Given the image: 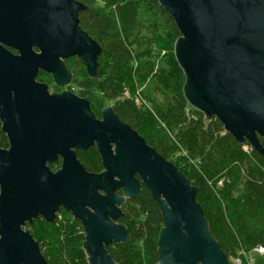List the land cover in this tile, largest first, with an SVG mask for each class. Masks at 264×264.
I'll list each match as a JSON object with an SVG mask.
<instances>
[{"label":"water","instance_id":"water-1","mask_svg":"<svg viewBox=\"0 0 264 264\" xmlns=\"http://www.w3.org/2000/svg\"><path fill=\"white\" fill-rule=\"evenodd\" d=\"M158 1L181 32L174 55L188 104L264 154V0ZM81 8L76 0H0V120L9 140L0 149V264H46L23 227L38 217L54 221L61 205L82 223L89 264H117L107 248L127 239L114 220L117 204L142 192L136 174L162 214L156 264H229L195 189L172 163L111 107L98 120L86 100L50 93L36 80L42 71L66 84L72 74L64 60L73 56L95 75L100 49L79 28ZM92 145L100 173L87 172L71 150ZM58 157L63 164L51 171ZM116 187L123 195L114 194Z\"/></svg>","mask_w":264,"mask_h":264},{"label":"trees","instance_id":"trees-1","mask_svg":"<svg viewBox=\"0 0 264 264\" xmlns=\"http://www.w3.org/2000/svg\"><path fill=\"white\" fill-rule=\"evenodd\" d=\"M76 1L82 6L79 28L100 49L94 76L77 56L66 60L67 67L71 61L81 67L80 98L89 103L96 119L104 106L94 105L112 102L122 124L172 163L195 189L194 201L229 264L237 256L239 264H247L240 252L264 248V154L248 140L238 141L217 117L189 106L183 92L185 74L174 55L181 32L158 0ZM259 143L264 148V138L259 137ZM8 148L0 120V149ZM78 159L87 172L103 169L96 145L79 153ZM58 164L49 165L50 170H58ZM120 212L127 239L107 248L111 258L117 264H156L163 219L145 184L140 195L121 204ZM56 215L61 217L52 222L38 217L23 229L38 243L46 264H89L82 223L66 209ZM253 264H264V255Z\"/></svg>","mask_w":264,"mask_h":264},{"label":"rangeland","instance_id":"rangeland-1","mask_svg":"<svg viewBox=\"0 0 264 264\" xmlns=\"http://www.w3.org/2000/svg\"><path fill=\"white\" fill-rule=\"evenodd\" d=\"M96 5L97 6H102L103 4L102 3H97ZM69 67H70L71 70H69V69L68 70L71 72L72 78L70 79V81H68L69 83L67 82V84H64L65 86L64 85H56L54 80H53V78L47 73H40L39 74V80L41 82L47 84L50 87V91H52L51 93L59 92V91L64 90V89H66L68 91H71V92L78 93L82 89L81 87L77 86V84L80 81H82V78H83V76L81 74H78V71L81 69V67L79 68L73 61L69 62ZM125 96H127V95L125 94ZM158 97H159V95H157V98ZM136 99L139 100L137 96H136ZM136 104L140 105V100ZM111 105H112V102L110 103L109 101H103V104L101 106H97L96 107L94 105V109H97V108L101 109V107H103V106L110 107ZM251 256H255V255L253 253H251ZM235 259L236 258H231L230 262L231 263H236Z\"/></svg>","mask_w":264,"mask_h":264},{"label":"flooded vegetation","instance_id":"flooded-vegetation-1","mask_svg":"<svg viewBox=\"0 0 264 264\" xmlns=\"http://www.w3.org/2000/svg\"><path fill=\"white\" fill-rule=\"evenodd\" d=\"M66 60H68V59H65L64 60V63H65V66H66V68L68 69V67H67V64H66ZM40 73H46V72H40ZM39 73V74H40ZM73 73V72H72ZM39 74H38V76H39ZM47 74H49L50 76H51V74L50 73H47ZM52 77V76H51ZM72 78V77H71ZM39 82H41L40 80H39ZM41 83H43V82H41ZM69 83V82H68ZM67 84V83H66ZM57 85V84H56ZM59 85V84H58ZM65 86V85H64ZM48 90H49V92L51 93L52 91H50V87L48 86ZM64 91H68V90H66V89H64V90H61V91H59V92H54V93H62V92H64ZM75 96H77V97H80V94L79 93H73ZM104 108H105V106L101 109V113L102 112H104ZM98 120H102V117L100 116L99 118H98ZM92 146H94V145H92ZM91 147V146H90ZM88 148H86V149H82V148H75V147H73V148H71V150L74 152V154H75V156H76V158H77V160L79 161V159H78V154L79 153H85V151L87 150ZM59 163L58 165H59V168H61V166H62V164H63V161H62V159L60 158V157H58L55 161H53V162H51V163H49L48 164V166L49 165H51V164H54V163ZM103 167V166H102ZM50 168V167H49ZM58 168V169H59ZM85 169V168H84ZM103 171V169L101 170V172ZM135 177L136 178H138V181H139V184H140V188H141V191H142V186L144 185V183H142V181H141V179H140V177L138 176V174H136L135 175ZM114 179L115 180H118V179H116L115 177H114ZM102 194H104V192L103 191H100ZM114 194H116V195H123V191H122V188H120V187H116L115 189H114ZM115 195V196H116ZM120 206L121 205H119V204H117V207L120 209ZM62 209H66V208H64L62 205L59 207V210H62ZM67 210V209H66ZM67 211H69V210H67ZM59 212V211H58ZM58 214V213H57ZM57 216V215H56ZM120 216H121V214H120ZM120 216L116 219V220H114V222L115 223H119V218H120ZM59 217H61V215H59ZM77 219V218H76ZM79 220V219H78ZM80 221V220H79ZM81 222V221H80ZM120 224V223H119ZM112 245V244H111ZM111 245H109V246H111Z\"/></svg>","mask_w":264,"mask_h":264},{"label":"built area","instance_id":"built-area-1","mask_svg":"<svg viewBox=\"0 0 264 264\" xmlns=\"http://www.w3.org/2000/svg\"><path fill=\"white\" fill-rule=\"evenodd\" d=\"M136 101H137V99H136ZM57 217H59V215H57ZM251 253H253L255 256H251ZM240 254H242L245 257V261H246L247 264H253V262L255 261V258L257 256L264 255V248L261 247V246H255L249 252H240ZM235 258H236L235 259L236 264L241 263V258L239 256H237Z\"/></svg>","mask_w":264,"mask_h":264}]
</instances>
